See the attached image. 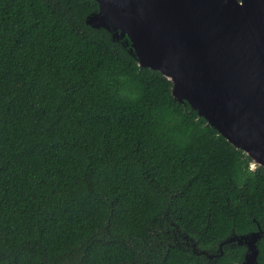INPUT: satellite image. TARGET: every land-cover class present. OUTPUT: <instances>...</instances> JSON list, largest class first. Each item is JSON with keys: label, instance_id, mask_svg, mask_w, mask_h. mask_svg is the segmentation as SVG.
<instances>
[{"label": "trees", "instance_id": "obj_1", "mask_svg": "<svg viewBox=\"0 0 264 264\" xmlns=\"http://www.w3.org/2000/svg\"><path fill=\"white\" fill-rule=\"evenodd\" d=\"M97 10L0 0V264H241L220 244L264 232V167Z\"/></svg>", "mask_w": 264, "mask_h": 264}, {"label": "water", "instance_id": "obj_2", "mask_svg": "<svg viewBox=\"0 0 264 264\" xmlns=\"http://www.w3.org/2000/svg\"><path fill=\"white\" fill-rule=\"evenodd\" d=\"M95 1L88 25L126 36L140 67L161 72L179 102L241 149L252 169L264 167V0ZM257 227L221 243L247 244L241 264H261Z\"/></svg>", "mask_w": 264, "mask_h": 264}, {"label": "flooded vegetation", "instance_id": "obj_3", "mask_svg": "<svg viewBox=\"0 0 264 264\" xmlns=\"http://www.w3.org/2000/svg\"><path fill=\"white\" fill-rule=\"evenodd\" d=\"M234 235H236V234H233V235H231L230 237H232V236H234ZM184 238H186V237H184ZM229 238V237H228ZM260 241H264V232L262 231V233H261V236H260V238H258L257 240H256V245H258V242H260ZM228 243H229V245H243L244 247H245V249H246V243H244V242H242V243H239V241L237 240V239H234V240H231V241H227ZM184 245H196L195 243L194 244H189V242H185V241H183L182 242ZM220 245H222V244H220Z\"/></svg>", "mask_w": 264, "mask_h": 264}, {"label": "rangeland", "instance_id": "obj_4", "mask_svg": "<svg viewBox=\"0 0 264 264\" xmlns=\"http://www.w3.org/2000/svg\"><path fill=\"white\" fill-rule=\"evenodd\" d=\"M245 160L247 161V159H245ZM249 165H250V168H252V167H253L251 163H249Z\"/></svg>", "mask_w": 264, "mask_h": 264}]
</instances>
